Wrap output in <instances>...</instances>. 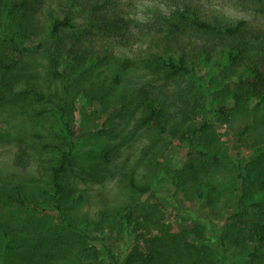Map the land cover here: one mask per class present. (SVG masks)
I'll use <instances>...</instances> for the list:
<instances>
[{
	"label": "rangeland",
	"instance_id": "374dc122",
	"mask_svg": "<svg viewBox=\"0 0 264 264\" xmlns=\"http://www.w3.org/2000/svg\"><path fill=\"white\" fill-rule=\"evenodd\" d=\"M185 1L199 7L203 14L220 15L234 22L246 20L251 27L264 29V16L249 10L242 0ZM117 5L118 13L125 15L124 27L130 40L115 46V52L133 57L144 46L143 37L150 33L154 13L161 12L172 19L177 9L182 8V0H117ZM119 38L115 35L111 40L119 43ZM36 47V41H24L17 48L0 40V56L20 60L16 72L0 75V245L4 230L9 229L13 230L10 237L22 244L27 219L54 220L58 226L62 222L57 213L34 211L30 204L37 202L40 207H48L43 194L46 179L39 163L42 159L55 160L56 148H63L68 142L61 132V111L56 106L62 104L60 98H65L73 113L76 165L70 173L71 189L62 203L67 221L73 225L71 231L86 236L88 243L100 250V264H112L113 256L123 259L126 252L136 247L148 253L145 238L168 234L184 238L191 250L209 245L222 257L219 239L235 222L231 216L244 184L235 163L241 158L253 160V150L261 147L259 141L264 140V121L250 116L246 110L234 111L228 117H209L212 128L195 136L192 133L206 119L204 114L197 120V126L170 148L161 169L150 173L140 165L147 131L138 126L141 112L131 99L143 86L166 88L167 84L139 66L125 71L117 64L101 66L98 62L81 72L63 67L67 79L56 80L50 74L47 55ZM25 48L35 51L26 52ZM233 73L228 70L213 81L217 104L228 110H235L234 86L226 85ZM28 86L51 94L54 104L31 106L14 101V93ZM40 111L46 113L37 116ZM43 145L53 149L44 150ZM20 147L29 149L32 164L26 171L14 164ZM203 149L208 158L199 154ZM216 155L221 160L218 167L202 172L181 187L175 184L176 171L191 161L214 162ZM127 171H134L139 179L150 182L151 191L139 195L123 189L119 181ZM249 183L252 195L247 205L251 208L257 201L264 202V190L257 187L255 180ZM19 188L23 191L22 205L9 197ZM129 214L130 228L125 220ZM235 249L238 259L246 262V252L239 247ZM23 258L15 261L31 263L26 256ZM233 264L243 263L234 259Z\"/></svg>",
	"mask_w": 264,
	"mask_h": 264
},
{
	"label": "trees",
	"instance_id": "16d2710c",
	"mask_svg": "<svg viewBox=\"0 0 264 264\" xmlns=\"http://www.w3.org/2000/svg\"><path fill=\"white\" fill-rule=\"evenodd\" d=\"M241 3L264 16V0ZM119 10L117 0H0V40L17 48L24 41H36V50L47 55L50 74L56 80L67 79L63 67L81 72L92 68L94 62L101 66L117 64L125 71L139 66L163 80L166 88L143 86L131 99L141 112L138 126L147 131L140 165L150 173L161 169L170 148L204 114L206 119L192 133L195 136L212 128V118L228 117L234 111L246 110L250 116L264 121V29L253 28L246 20L234 22L220 15L203 14L199 7L182 0V8L177 9L172 19L161 12L154 13L150 33L143 37V48L133 57H126L115 52V46L130 40L124 27L125 15L118 13ZM115 35L120 37L119 43L111 40ZM19 68V59L0 56V75L14 73ZM228 70L234 71L226 85L234 86L235 110L220 107L214 93V79ZM13 100L31 106L54 104L51 94L34 86L16 91ZM60 100L62 104L56 106L61 111V132L68 142L63 148H56L55 160L42 159L39 163L46 179L43 194L48 207H40L37 202L30 205L34 211L57 213L62 222L58 226L54 220L27 219L22 244L10 237L12 229L4 230L0 263L17 264L16 258L26 256L31 261L29 264H100V250L89 244L86 236L71 231L73 225L65 216L62 202L71 189L70 173L76 165L75 132L68 100ZM45 113L40 111L37 116ZM259 144L262 146L252 152L253 160L241 158L235 163L244 184L231 216L235 222L219 239V248L224 251L222 257L209 245L191 250L184 238L168 234L145 238L148 253L136 247L126 252L123 259L111 256L112 264H233L234 259L243 264H264V202L257 201L251 208L247 205L252 195L249 181H257V187L264 190V140ZM43 149L53 147L43 145ZM199 154L209 157L206 149ZM213 160L191 161L173 174L175 184L181 187L221 163L218 155ZM14 164L23 171L30 168L28 148H19ZM119 182L133 194L145 195L151 191L150 182L139 179L134 171L123 173ZM22 194L19 188L9 197L22 205ZM199 199L202 200V195ZM125 220L130 228L132 215H127ZM235 247L246 252V262L238 259Z\"/></svg>",
	"mask_w": 264,
	"mask_h": 264
}]
</instances>
